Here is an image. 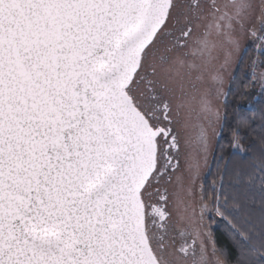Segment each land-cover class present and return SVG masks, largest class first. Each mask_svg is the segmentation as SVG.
Wrapping results in <instances>:
<instances>
[{"label": "snow or ice", "instance_id": "snow-or-ice-1", "mask_svg": "<svg viewBox=\"0 0 264 264\" xmlns=\"http://www.w3.org/2000/svg\"><path fill=\"white\" fill-rule=\"evenodd\" d=\"M249 48L264 90V0H0V264H264V109L219 143Z\"/></svg>", "mask_w": 264, "mask_h": 264}, {"label": "trees", "instance_id": "trees-1", "mask_svg": "<svg viewBox=\"0 0 264 264\" xmlns=\"http://www.w3.org/2000/svg\"><path fill=\"white\" fill-rule=\"evenodd\" d=\"M249 53L243 55L242 59H239L234 75L228 86V91L224 103L222 105V112L226 113L228 127L225 128L223 133V139L219 141L224 145V153L226 156L233 154V148L231 145V132L237 128V122L240 119L251 120L253 115L258 116L259 111L264 109V91L259 92L255 82L251 81V59L254 58V52L252 48H249ZM259 69H257L258 71ZM256 98V100H254ZM239 134L241 142L248 144L251 141V133L248 129L239 128ZM215 155H219V145L215 144ZM237 163L239 158H237ZM209 167L211 172L215 173L216 161L212 156ZM206 183L210 186L213 175L206 173ZM203 182V181H202ZM211 228L215 233L218 243L226 249L230 247V239L227 234L224 223L217 218V223L211 224Z\"/></svg>", "mask_w": 264, "mask_h": 264}, {"label": "rangeland", "instance_id": "rangeland-1", "mask_svg": "<svg viewBox=\"0 0 264 264\" xmlns=\"http://www.w3.org/2000/svg\"><path fill=\"white\" fill-rule=\"evenodd\" d=\"M246 45H247V42H246ZM238 61H239V59L237 60L236 64L233 65V67H232V69L230 70L229 74L225 76V85H224V89H223L224 93H227V91H228V86H229L230 81H231V79H232V77H233V75H234V72H235V69H236V67H237ZM258 71H259V70H258ZM256 86H257L258 91H259L260 93L264 91V90H262V89L260 88V86H259L257 83H256ZM225 97H226V95H223V96L220 97L219 106H220V108H221V111H222V105H223V103H224ZM214 147H215V142H214ZM211 159H212V155H210V157H209V165H210ZM206 173H207V170L205 171V175H206ZM201 182H202V181H201Z\"/></svg>", "mask_w": 264, "mask_h": 264}, {"label": "water", "instance_id": "water-1", "mask_svg": "<svg viewBox=\"0 0 264 264\" xmlns=\"http://www.w3.org/2000/svg\"><path fill=\"white\" fill-rule=\"evenodd\" d=\"M254 100H256V98H255ZM256 101H257V100H256Z\"/></svg>", "mask_w": 264, "mask_h": 264}]
</instances>
